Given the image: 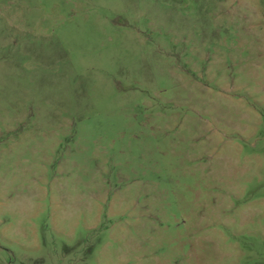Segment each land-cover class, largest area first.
<instances>
[{"label":"rangeland","instance_id":"1","mask_svg":"<svg viewBox=\"0 0 264 264\" xmlns=\"http://www.w3.org/2000/svg\"><path fill=\"white\" fill-rule=\"evenodd\" d=\"M0 264H264V0H0Z\"/></svg>","mask_w":264,"mask_h":264}]
</instances>
